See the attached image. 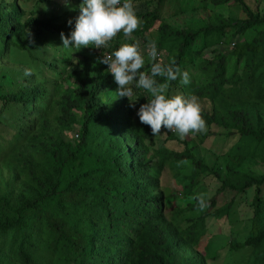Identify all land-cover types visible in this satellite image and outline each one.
<instances>
[{
	"label": "trees",
	"instance_id": "obj_1",
	"mask_svg": "<svg viewBox=\"0 0 264 264\" xmlns=\"http://www.w3.org/2000/svg\"><path fill=\"white\" fill-rule=\"evenodd\" d=\"M74 1L0 0V117L20 110L0 144V264H217L201 245L205 222L226 217L251 188L246 228L227 250L264 264V168H256L264 167V12L244 0H196L200 19L172 26L159 14L165 0H133L141 25L133 40L118 34L110 53L155 41L158 61L196 69L202 88L207 132L181 140L162 129L179 148L166 150L137 116L147 93L133 85V102L118 97L103 50L63 47L60 34L70 36L79 15ZM210 127L233 138L213 160L197 151ZM165 168L177 193L160 185ZM200 175L232 196L221 205L209 196L200 210Z\"/></svg>",
	"mask_w": 264,
	"mask_h": 264
},
{
	"label": "clouds",
	"instance_id": "obj_2",
	"mask_svg": "<svg viewBox=\"0 0 264 264\" xmlns=\"http://www.w3.org/2000/svg\"><path fill=\"white\" fill-rule=\"evenodd\" d=\"M69 6L71 0H64ZM71 25L72 21L69 20ZM141 25L133 0H82L79 15L75 20L74 30L70 36L60 34L64 48L106 49L112 41L123 34L127 40H133V33ZM145 52L151 61L149 71L145 67ZM107 55V56H106ZM99 63L108 66V72L117 84L118 97L130 98L134 95L133 87L143 89L149 94L147 103L140 106L137 116L143 125L151 129L153 136L161 135L162 129L175 132L181 140L190 134L207 132V122L203 118V108L195 95H168L170 82L180 80L181 84L190 83L187 72L176 66L175 60L164 64L158 61L155 41H150L141 48L138 40L121 43L110 55L106 54ZM160 77L163 82L156 78ZM135 106L134 104L132 105ZM166 132V133H167ZM198 207H206L204 194L193 197Z\"/></svg>",
	"mask_w": 264,
	"mask_h": 264
},
{
	"label": "rangeland",
	"instance_id": "obj_3",
	"mask_svg": "<svg viewBox=\"0 0 264 264\" xmlns=\"http://www.w3.org/2000/svg\"><path fill=\"white\" fill-rule=\"evenodd\" d=\"M74 1V0H73ZM253 10L258 8L264 12V0H244ZM74 4L76 6V11L78 10V6L75 1ZM197 1L196 0H165L161 7L159 8L160 16L166 18V21L169 22L172 26H181L184 25L185 22L190 19L194 21L199 20V13L197 9H191V7L196 8ZM199 6V5H197ZM233 9V8H232ZM137 40V39H136ZM127 43V42H126ZM121 45V44H120ZM119 45V46H120ZM197 48L200 47V44L194 45ZM103 50L102 54L110 53V49H95L93 52H100ZM45 55L51 56L52 52L46 50ZM26 59L25 54H21L20 59ZM191 57V56H190ZM202 57H210V52L205 51ZM17 59V58H14ZM146 63L149 62V58L145 57ZM194 60L195 64L200 60V56L197 58L191 57V62ZM145 63V64H146ZM146 70V67L142 69ZM189 76L190 83L187 85L180 84L178 86H173L170 88V96L172 95H183L185 97L190 95L197 96V92L202 91V88L199 84L196 83L197 79V70L194 68L186 69ZM199 74V73H198ZM133 87V85H132ZM10 88V87H9ZM133 87V91H134ZM135 95L131 97V101L135 100ZM149 99V94H146V100ZM199 102L204 103L201 98H199ZM19 107H10L8 110L4 111V114L0 117L1 124L0 125V144H4L5 142L11 139V135L14 132L12 125L16 122L19 116ZM210 130L213 131L209 137L205 138L202 143L198 144L197 151L199 154L205 153L204 158H210L213 160L215 155L220 154L222 151L226 149V147L233 141V138H227L224 136V129H216L214 127H210ZM69 136V135H68ZM164 132H161V135L155 137V143L165 144L164 148L166 150H174L179 149L174 141H164ZM247 167L251 168L248 164ZM257 169H263L264 167L258 166ZM185 173L188 172V168L185 167ZM160 185L169 190H174V193L179 190L177 187L178 183L175 182L173 176L170 171L165 168L162 170L160 175ZM195 193L196 196L198 194H204L205 201L209 200V196H214L215 204L221 205L223 202L227 201L233 194V192L226 190L223 191L225 193H215V188L217 186V181L215 178L211 176H202L200 175L195 180ZM161 186V187H162ZM179 186V185H178ZM176 187V188H175ZM264 190V185L262 186ZM253 193V188L248 190L246 196H238L234 199L229 213L226 217L221 218H208L205 222L206 231L204 236L201 239V245L203 246L206 241L208 245V255L210 257L215 256V262L217 264H242L243 260L247 256V250H239V251H229L227 250V241L229 236L233 233L242 234L243 228H246V222L244 223L245 217L249 216L251 213L250 207L248 205V201L250 199L251 194ZM246 198L247 200L243 199Z\"/></svg>",
	"mask_w": 264,
	"mask_h": 264
},
{
	"label": "built area",
	"instance_id": "obj_4",
	"mask_svg": "<svg viewBox=\"0 0 264 264\" xmlns=\"http://www.w3.org/2000/svg\"><path fill=\"white\" fill-rule=\"evenodd\" d=\"M107 56V55H106Z\"/></svg>",
	"mask_w": 264,
	"mask_h": 264
}]
</instances>
